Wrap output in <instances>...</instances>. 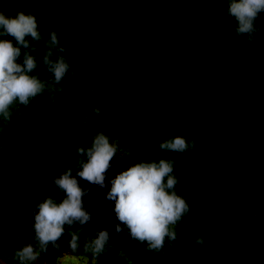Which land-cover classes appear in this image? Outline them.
<instances>
[{"label": "trees", "instance_id": "obj_1", "mask_svg": "<svg viewBox=\"0 0 264 264\" xmlns=\"http://www.w3.org/2000/svg\"><path fill=\"white\" fill-rule=\"evenodd\" d=\"M227 9V0H0L9 15L34 14L45 38L56 30L76 74L65 77L55 104L45 93L9 124L0 119V252L8 264L34 243L36 204L65 196L52 174L72 167L75 175L77 148L98 132L127 159L112 161L105 188L81 180L92 212L81 244L107 229L125 256L112 251L88 264H264V13L249 43L236 37ZM43 52L41 42L33 54L40 60ZM36 73L49 78L42 64ZM176 136L195 141V154L161 152ZM161 158L175 161L176 191L190 206L166 255L117 234L114 202L106 200L120 172ZM69 240L65 232L61 248L49 247L35 264H78L83 251L72 253ZM65 254L75 263L60 262Z\"/></svg>", "mask_w": 264, "mask_h": 264}, {"label": "clouds", "instance_id": "obj_2", "mask_svg": "<svg viewBox=\"0 0 264 264\" xmlns=\"http://www.w3.org/2000/svg\"><path fill=\"white\" fill-rule=\"evenodd\" d=\"M227 2V15L237 23L236 37L246 38L249 43L255 41L260 31L256 22L264 13V0ZM8 36L14 40L6 39ZM41 42L44 52L42 59L38 60L33 53L38 51ZM259 50L264 52V46ZM65 52L71 54V49L61 43L57 31L51 30L45 38L34 14L19 11L9 15L0 11V119L4 124H9L13 115L20 113L21 106L27 108L37 96L47 93L52 103H56V95L64 91L65 77L70 73L76 75L71 71ZM40 64L49 74L48 79H41L36 73ZM94 112L99 114L101 108H95ZM118 145L110 142L105 133L98 132L89 147L77 148L79 159L75 175L72 167L60 175L52 174V185L65 196L57 200L48 194L36 204L29 237L34 243H26L15 250L11 257L14 264H35L42 254L48 253L49 247L59 250L58 241L65 232L70 236L71 252L77 254L82 249L83 254L78 256L91 257L93 261L112 251L120 257L125 256L122 248L116 250L107 229H97L95 238L86 235L87 239L81 244L83 226L92 219V212L84 203L91 189L82 186L81 180L107 187V172L112 161L127 159L118 155L124 149ZM159 149L161 152L195 154L196 146L195 141L176 136L161 142ZM174 166L173 159L135 162L110 181L111 189L106 196L107 201L114 202V208L111 204L109 208L119 221L115 225L116 233L124 231L132 240L146 244L148 251L160 255L167 254L163 251L166 242L175 247L177 225L190 212L187 198L176 191L180 181L174 174ZM74 225L78 227L73 229ZM23 235L24 232H18L15 240L20 241ZM195 243L207 246L203 236H198Z\"/></svg>", "mask_w": 264, "mask_h": 264}, {"label": "rangeland", "instance_id": "obj_3", "mask_svg": "<svg viewBox=\"0 0 264 264\" xmlns=\"http://www.w3.org/2000/svg\"><path fill=\"white\" fill-rule=\"evenodd\" d=\"M84 203H85V206H86L88 209H90L91 203H89V202H85V201H84ZM69 258H71V256H70L69 254H65V255H63V256L61 257L60 262H63V261L69 260L71 263H75L73 260H71V259H69ZM73 258L76 259L77 256H73ZM79 261H80V262H79ZM79 261H78V262H79L78 264H88V263H87L88 260H87L86 258H81V259H79ZM0 264H8L7 260L5 259L4 255H3L1 252H0ZM89 264H90V262H89Z\"/></svg>", "mask_w": 264, "mask_h": 264}]
</instances>
